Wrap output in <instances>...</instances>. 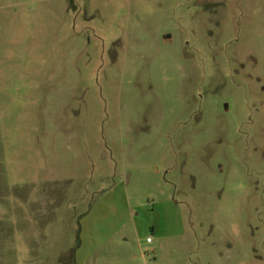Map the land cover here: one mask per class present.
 <instances>
[{
	"label": "rangeland",
	"instance_id": "1",
	"mask_svg": "<svg viewBox=\"0 0 264 264\" xmlns=\"http://www.w3.org/2000/svg\"><path fill=\"white\" fill-rule=\"evenodd\" d=\"M0 264H264V0H0Z\"/></svg>",
	"mask_w": 264,
	"mask_h": 264
},
{
	"label": "built area",
	"instance_id": "2",
	"mask_svg": "<svg viewBox=\"0 0 264 264\" xmlns=\"http://www.w3.org/2000/svg\"><path fill=\"white\" fill-rule=\"evenodd\" d=\"M147 242H150V239L149 238H147V240H146Z\"/></svg>",
	"mask_w": 264,
	"mask_h": 264
}]
</instances>
